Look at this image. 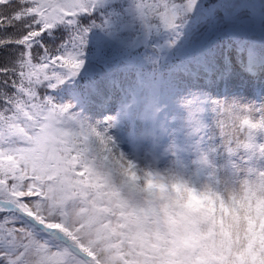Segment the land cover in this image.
<instances>
[{
  "label": "snow or ice",
  "instance_id": "1",
  "mask_svg": "<svg viewBox=\"0 0 264 264\" xmlns=\"http://www.w3.org/2000/svg\"><path fill=\"white\" fill-rule=\"evenodd\" d=\"M195 2L137 0L136 10L149 34L175 29ZM97 4L0 0V51L5 53L0 56V264H122L107 243L114 223L107 193L123 155L111 134L118 119L105 116L90 122L72 104L58 103L49 94L84 68L88 33L103 25L85 27L79 18ZM61 25L69 38L59 44L49 41L48 34ZM141 43L127 38L111 51L99 49L95 64L107 68L117 57L135 59ZM145 59L155 62V56ZM115 83L89 80L85 101L103 111ZM184 103L193 118L204 111L198 98ZM212 110L225 117L218 120L222 133L241 113H253L259 121L245 119L244 125L264 126V110L257 117L251 108L219 101ZM231 143L226 141L230 153L235 151Z\"/></svg>",
  "mask_w": 264,
  "mask_h": 264
},
{
  "label": "clouds",
  "instance_id": "2",
  "mask_svg": "<svg viewBox=\"0 0 264 264\" xmlns=\"http://www.w3.org/2000/svg\"><path fill=\"white\" fill-rule=\"evenodd\" d=\"M187 110L199 133L204 125ZM245 119L259 123L253 113L234 115L220 129L223 143L227 148L231 139L233 154L253 150L264 160V143L254 139L264 126L252 129ZM152 145L148 138L139 151L120 147L107 193L114 258L122 264H264V163L225 170L207 151L187 159L170 146Z\"/></svg>",
  "mask_w": 264,
  "mask_h": 264
},
{
  "label": "rangeland",
  "instance_id": "3",
  "mask_svg": "<svg viewBox=\"0 0 264 264\" xmlns=\"http://www.w3.org/2000/svg\"><path fill=\"white\" fill-rule=\"evenodd\" d=\"M223 2V10L213 6L209 11L201 10L195 2L192 9L184 13L183 19L177 21L175 29L156 31V40L163 43V49L183 51L199 42L203 46L206 43V47L198 51L201 55H191L193 57L189 56L190 59L176 67L170 79L171 90L168 89L164 99L157 100L158 92L151 88L147 77L140 78L132 69L119 71L116 68L109 72L102 69V74L93 78L116 82L112 99L103 111L87 103L84 93L81 99H76L73 84L65 85L64 82L50 95L58 103L72 104L73 111L90 122L105 116L117 117L118 124L111 134L122 151H128L130 147L139 151L143 142L151 138L153 148L170 146L187 159L197 152L207 151L225 170L240 163H264L253 150H238L235 154L227 150L218 126V120L225 117H218L212 110L214 101L251 108L257 117L260 110H264V0ZM127 15L129 19L122 25L127 29L126 35L108 30L95 32V37L105 48L112 50L120 41L131 38L133 27L142 28L137 10L128 7ZM189 15H196L195 20L190 21ZM253 22L259 26L261 34L258 29L254 30ZM248 31L251 35L246 33ZM194 97L204 102V111L199 114L204 127L199 133L192 131L184 103ZM137 131H140L139 137ZM254 139L256 144L264 143V131L257 132ZM168 154L165 150L161 156Z\"/></svg>",
  "mask_w": 264,
  "mask_h": 264
},
{
  "label": "trees",
  "instance_id": "4",
  "mask_svg": "<svg viewBox=\"0 0 264 264\" xmlns=\"http://www.w3.org/2000/svg\"><path fill=\"white\" fill-rule=\"evenodd\" d=\"M223 1L224 0H196L197 4L201 6L200 9L203 11H209V7L211 8L213 6H218L221 10H223ZM136 3L137 0H108L107 4H104L101 0H98L96 8L91 13L80 16L79 20L82 26L88 27L92 24H95L103 25V27L91 28V31L88 33V42L84 50L85 66L77 77L65 81V85L73 84L76 86L72 87L75 89L72 90V92L76 99H81V96H83V93L85 92V85L89 82V80L95 78V76L101 75L102 69L109 72L110 69L116 68L119 69V71H127V69H132L137 72V75L140 78L147 77L151 81V88L155 92H158L159 96L157 97V100H162V98L164 99V97L168 95V89L169 91L171 90L170 79L174 75V70L191 57H198V55H201L199 54L200 52L198 53V51L202 47H206L205 42L204 46L203 43L201 44L199 42L198 45L192 46L189 50L184 49L183 51H180L176 48H170L169 50L166 48L163 49V43L156 40L158 35L156 31L146 34L143 28L133 27L131 38H137L142 41L138 48V55L136 58L125 60L117 57L109 61L110 63L107 68L97 66L95 64V56L98 50H111L105 48L102 45V43L95 37V32L108 30L114 31L117 34L126 35L127 29L123 28L122 25L126 22V20L129 19V15H127L128 7H132L136 10ZM187 18H189L190 21H194L196 15H189ZM139 24L141 25V23ZM253 28L256 31L258 29L259 34H261V29L255 22H253ZM249 32L250 31L246 33L251 35ZM233 34L237 35V33ZM69 35V30L61 25L55 28L53 33L48 34L47 38L49 41L55 40V43L59 44L62 40H67ZM157 46L160 47L157 48ZM167 51L170 53V55H168ZM4 55L5 53L0 51V56ZM146 56H155V62L150 59H145ZM58 87L61 86L59 85ZM57 89H55V91ZM51 91L53 90H50L49 94H51Z\"/></svg>",
  "mask_w": 264,
  "mask_h": 264
}]
</instances>
